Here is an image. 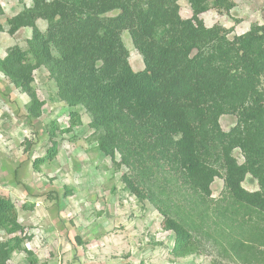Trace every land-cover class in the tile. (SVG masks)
Segmentation results:
<instances>
[{
  "label": "trees",
  "instance_id": "1",
  "mask_svg": "<svg viewBox=\"0 0 264 264\" xmlns=\"http://www.w3.org/2000/svg\"><path fill=\"white\" fill-rule=\"evenodd\" d=\"M179 1L32 0V8L7 20L11 33L32 29L29 49L10 48L0 70L31 98L37 117L43 103L32 84L40 67L61 101L86 110L99 150L113 160L119 154L130 191L149 201L175 233V256L195 254L202 236L226 257L264 264V25L254 23L230 39V30L209 28L200 16L211 10L230 15L233 0H186L188 19ZM39 19L47 22L45 32ZM124 31L143 58L142 71L130 66ZM227 115L237 121L224 131L220 119ZM81 124L76 110L67 129L52 123L51 147L34 169L56 159L59 132L69 134ZM247 176L259 190L244 188ZM216 179L224 181L217 199ZM23 208L33 211L35 205ZM0 229L11 236L0 242V264L18 252L40 264L26 247L32 238L16 205L3 195Z\"/></svg>",
  "mask_w": 264,
  "mask_h": 264
},
{
  "label": "rangeland",
  "instance_id": "2",
  "mask_svg": "<svg viewBox=\"0 0 264 264\" xmlns=\"http://www.w3.org/2000/svg\"><path fill=\"white\" fill-rule=\"evenodd\" d=\"M233 1L236 7L230 15L220 16L211 10L204 24L230 30V39L245 34L254 23L264 25V0ZM179 5L186 19L191 8L186 0ZM32 6V0H0V60L12 47L29 49L32 29L11 33L7 20ZM36 25L41 32L47 29L42 19ZM122 39L130 52L131 68L144 70L143 58L128 31L122 33ZM32 88L43 103L39 117L30 111L31 98L0 70V195L16 205L19 223L32 238L26 247L40 264H243L224 256L202 236L197 239L195 254L175 256V233L165 228L164 218L149 201L130 191L124 180L128 170L121 166L119 154L113 160L99 150L86 110L82 106L72 109L61 101L45 67L34 71ZM71 110L80 113L82 124L69 134L59 132L56 159L35 170V160L46 157L51 147V124L67 129ZM236 121L235 116L227 115L220 124L229 131ZM234 156L243 163L239 150ZM253 182L249 177L244 188L251 190ZM223 187L224 181L216 179L213 198H219ZM26 204H34V210H24ZM10 237L0 229V242ZM8 264L29 262L25 253L18 252Z\"/></svg>",
  "mask_w": 264,
  "mask_h": 264
},
{
  "label": "crops",
  "instance_id": "3",
  "mask_svg": "<svg viewBox=\"0 0 264 264\" xmlns=\"http://www.w3.org/2000/svg\"><path fill=\"white\" fill-rule=\"evenodd\" d=\"M181 2V0L179 1V3ZM208 13H210V11L209 12H207V13H204V14H202L201 16H200V18L203 20L204 19V17L206 16V15H208ZM217 13V12H216ZM190 16H192V12H188V15H187V17H186V19H188V18H190ZM252 178L251 176H247V178L246 179H248V178ZM254 182L252 183V189L251 190H248V191H250V192H254V191H257V190H259V187H258V184H257V182L255 181V180H253ZM258 188V189H257Z\"/></svg>",
  "mask_w": 264,
  "mask_h": 264
}]
</instances>
